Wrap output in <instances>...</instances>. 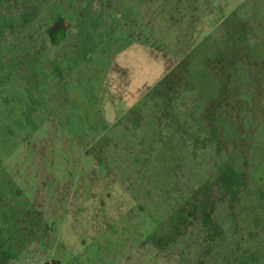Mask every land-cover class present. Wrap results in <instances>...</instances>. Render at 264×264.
<instances>
[{"label": "rangeland", "instance_id": "1", "mask_svg": "<svg viewBox=\"0 0 264 264\" xmlns=\"http://www.w3.org/2000/svg\"><path fill=\"white\" fill-rule=\"evenodd\" d=\"M0 264H264V0H0Z\"/></svg>", "mask_w": 264, "mask_h": 264}]
</instances>
